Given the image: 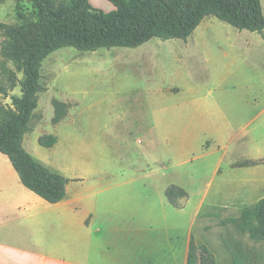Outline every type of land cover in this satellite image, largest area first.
I'll return each instance as SVG.
<instances>
[{"label":"rangeland","instance_id":"1","mask_svg":"<svg viewBox=\"0 0 264 264\" xmlns=\"http://www.w3.org/2000/svg\"><path fill=\"white\" fill-rule=\"evenodd\" d=\"M88 1L106 13L114 9L109 0ZM261 4L264 14V0ZM21 16L35 18L27 0H0V23L19 24ZM3 39L0 31V47ZM4 66L15 69L0 55V74ZM40 74L45 89L39 93L23 147L50 171L68 178L70 191L77 186L85 188L88 165L97 161L175 163L187 159L182 169L193 173L187 186L197 191L209 180L208 167L215 162L214 152L198 158L203 152L227 145L230 159L264 157V31L239 30L208 16L187 40L152 38L135 48L55 50L43 60ZM18 78H22L21 73ZM20 94L17 86L8 97L0 95V103L9 105L10 96ZM60 104L64 116L55 122L54 112ZM246 123L249 134L241 130ZM151 124L156 125L158 134L153 142L146 136ZM50 133L57 137L56 143L41 146L38 138ZM148 143L156 144V150L140 153L139 148ZM263 166H258L256 173L262 174ZM259 178L258 195L264 191ZM207 188L212 190L213 185ZM22 190L48 204L24 188L8 157L0 152V243L16 228L11 218L3 220L2 213ZM235 212L226 210L225 215L236 216ZM85 216L84 209H76L79 224L85 222ZM225 218L213 225L219 243L220 236L230 237L244 250L264 253L262 243L238 233L231 224H221ZM54 229V225L47 227L41 234L46 238L45 233L49 235ZM41 234L37 230L34 235L47 246ZM210 235L205 231L197 235L196 242L207 239L215 249L217 239Z\"/></svg>","mask_w":264,"mask_h":264},{"label":"crops","instance_id":"2","mask_svg":"<svg viewBox=\"0 0 264 264\" xmlns=\"http://www.w3.org/2000/svg\"><path fill=\"white\" fill-rule=\"evenodd\" d=\"M246 127L247 123L241 130L249 134ZM156 129V125H150L146 135L150 142L158 138ZM156 148V144L148 143L139 152ZM213 152L210 178L197 191L187 186L188 178H193L189 168L182 169L187 159L175 163L142 159L93 162L87 168L85 188L77 186L70 191L67 183L65 197L54 204L45 200L46 205L22 190L2 213L4 221L11 218L17 226L12 236L0 243V264H187L192 238L197 247L208 248L215 264H230L231 256L219 243L213 225L219 219L239 216L244 207L264 197V191L260 195L257 191L259 177L264 188V171H255L264 163L236 165L264 157L230 159L227 145L197 157L205 158ZM170 184L187 191L189 198L184 206L175 207L167 200L165 191ZM211 184L212 190L207 188ZM244 201L249 203L245 205ZM78 208L86 215L82 224L76 217ZM231 209L236 216L225 215ZM53 225L57 229L45 233L44 238L42 231ZM37 230L47 246L34 235ZM205 231L212 234L211 239H217L215 249L207 239L196 242L197 235Z\"/></svg>","mask_w":264,"mask_h":264},{"label":"trees","instance_id":"3","mask_svg":"<svg viewBox=\"0 0 264 264\" xmlns=\"http://www.w3.org/2000/svg\"><path fill=\"white\" fill-rule=\"evenodd\" d=\"M114 9L103 12L88 0H27L35 18L21 16L19 24L0 23L4 36L0 55L15 66H4L0 74V95L9 96L20 86V95H11V103H0V152L5 154L19 175L24 187L48 203L61 201L66 194L68 178L50 171L34 159L23 147V136L29 131V121L36 109L43 60L53 51L73 47L81 51L99 48H135L152 38L182 39L192 34L205 17L215 16L239 30L264 31L261 0H109ZM20 5L17 3L18 13ZM18 73L22 78H18ZM64 106L55 109L53 121L64 116ZM57 141L54 134H45L38 143L51 147ZM264 163L241 161L237 166ZM167 200L182 207L188 198L185 189L170 184L165 191ZM231 224L238 233L264 245V197L253 206L242 209L239 216L221 220ZM230 254V264H264V253L242 249L230 237L219 238ZM187 264H215L214 256L205 245L190 242Z\"/></svg>","mask_w":264,"mask_h":264}]
</instances>
